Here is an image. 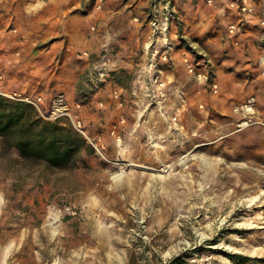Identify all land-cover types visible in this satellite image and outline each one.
Segmentation results:
<instances>
[{"label": "rangeland", "instance_id": "rangeland-1", "mask_svg": "<svg viewBox=\"0 0 264 264\" xmlns=\"http://www.w3.org/2000/svg\"><path fill=\"white\" fill-rule=\"evenodd\" d=\"M255 1L248 20L239 14L253 46L237 50L254 62L240 71L235 92L221 83L206 124L174 123L176 139L162 127L154 142L141 133L125 139L126 130L119 143L111 128L103 155L80 133L85 146L63 168L31 148L23 153L14 134H0V264H264V183L257 179L264 178V0ZM157 15L163 21L166 11ZM230 18L226 32L238 23ZM15 92L0 87L9 103L29 106L26 118L40 121L32 141L45 122L75 127L69 117L48 120L11 99ZM86 121L94 139L96 127Z\"/></svg>", "mask_w": 264, "mask_h": 264}, {"label": "crops", "instance_id": "crops-1", "mask_svg": "<svg viewBox=\"0 0 264 264\" xmlns=\"http://www.w3.org/2000/svg\"><path fill=\"white\" fill-rule=\"evenodd\" d=\"M233 2L173 0L178 20L171 23L166 36L172 50L170 61L163 65L167 99L159 111L147 104L153 72L149 66L153 41L149 0H129L125 5L122 0H106L101 9L99 0H0V87L20 91L29 98L43 96L44 109L58 94L76 104L82 101L87 71L109 49L115 53L114 79L79 111L88 136L92 138L86 118L96 127L93 138L101 137L102 144L104 131L115 124L127 127L122 134L125 139L141 133L154 142L158 140L154 136L167 126L176 139L174 123L206 124L217 108L216 98L222 95L223 86H231L235 92L240 71L246 62L248 66L254 62L237 54L242 47L253 46L252 41H245L242 33L232 36L226 32L231 16L241 20L237 8L231 6ZM250 16L245 15L247 20ZM188 53L200 54L199 61H205L199 72H213L220 87L216 97L212 96L210 81L188 71L184 61ZM115 91L121 93L120 101ZM123 117L126 123L121 124Z\"/></svg>", "mask_w": 264, "mask_h": 264}, {"label": "built area", "instance_id": "built-area-1", "mask_svg": "<svg viewBox=\"0 0 264 264\" xmlns=\"http://www.w3.org/2000/svg\"><path fill=\"white\" fill-rule=\"evenodd\" d=\"M103 0H99L101 2ZM172 0H151V6L153 8V19L151 20L152 28H153V41L151 43L149 49V66L152 72L151 78L149 80V90L147 92V104L149 107H156L159 111H162L164 106V102L167 99L164 81L162 79L164 74L163 65L170 61V52L172 50L171 42L166 38L167 33L170 30V25L173 22L178 20L177 13L172 9L171 5ZM242 3L240 4V2ZM250 0H234L233 8H237L238 12L242 15H249L252 12H255L254 8L249 4ZM211 2V1H209ZM240 4V5H239ZM101 9V5L98 6ZM165 10L166 15L164 16V20L161 21V18L157 15L160 10ZM241 20L234 24H230L228 27V33L232 36H236L239 33H243L247 26L243 21V17ZM261 24L264 25V18L260 19ZM15 31V30H14ZM165 40L166 43L163 44ZM84 56L89 57L88 53H84ZM198 56H201L198 54ZM196 54H187L184 58L186 63V67L188 71L195 75L197 78H204L205 81H210L211 90L214 94H218L219 92V84L216 83L214 79V74L211 71L208 74H204L198 71L200 67H203L205 61L201 62L198 59ZM116 65L115 53L110 51L109 49L104 50L100 56L95 60L93 67L87 71L86 80L84 88L82 89V101L76 102L73 104L70 102L64 94L55 95L48 108L44 109L42 106L44 105V97L38 96L36 98H18L17 93L10 98L13 100H22L26 101L35 108L38 109L40 114L44 116L48 120H57L62 117H69L73 123H75V127L77 130L82 133L89 143L95 148L98 154L103 155V150H105L104 144L101 142V137L97 139H92L88 136V134L84 131L83 120L78 115H73V108L75 107L78 111H80L84 103L90 99V97L99 91H101L106 85L112 83L114 79V67ZM2 95V93H0ZM7 96V95H3ZM21 96V95H20ZM114 96L120 101L122 95L119 91L114 92ZM253 100L249 101V104H252ZM122 103V102H121ZM237 109L236 111H238ZM176 120V118H175ZM125 118L121 119V124H124ZM127 127H120L119 124H115L112 129V135L115 136L117 141L122 142V135L120 131H126Z\"/></svg>", "mask_w": 264, "mask_h": 264}, {"label": "trees", "instance_id": "trees-1", "mask_svg": "<svg viewBox=\"0 0 264 264\" xmlns=\"http://www.w3.org/2000/svg\"><path fill=\"white\" fill-rule=\"evenodd\" d=\"M5 102L9 105H4ZM30 109L26 104L9 103L7 98L0 95V134H14L15 144L23 153L28 148L38 152L48 164L68 167L74 162L76 154L85 146L80 132L71 124L62 125L58 122H45L44 129L39 132L35 139L29 135L40 121L32 117L26 118L24 110ZM33 109V108H32ZM42 121V120H41Z\"/></svg>", "mask_w": 264, "mask_h": 264}, {"label": "bare ground", "instance_id": "bare-ground-1", "mask_svg": "<svg viewBox=\"0 0 264 264\" xmlns=\"http://www.w3.org/2000/svg\"><path fill=\"white\" fill-rule=\"evenodd\" d=\"M245 108H247V113L246 114H253V112H254V109L253 108H249V106H245ZM249 124L248 123H244V124H242L241 126L242 127H246V126H248ZM153 141V139L152 138H150V142H152ZM184 161V160H183ZM182 161V162H183ZM260 182H263L264 183V178H263V176L262 175H260V174H258V178H257ZM260 196V195H259ZM259 196H257V197H252L250 200H248V207H250V206H253V205H255L257 202H259V200H258V198H259ZM248 225H252V226H250V227H256L255 225H253V224H248ZM91 236V235H90Z\"/></svg>", "mask_w": 264, "mask_h": 264}]
</instances>
